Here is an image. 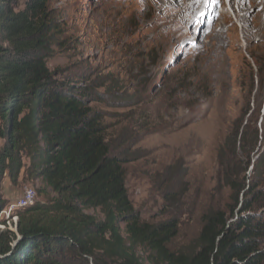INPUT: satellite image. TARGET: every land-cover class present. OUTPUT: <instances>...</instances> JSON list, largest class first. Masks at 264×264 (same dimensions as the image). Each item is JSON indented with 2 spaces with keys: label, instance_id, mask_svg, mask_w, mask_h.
Instances as JSON below:
<instances>
[{
  "label": "rangeland",
  "instance_id": "374dc122",
  "mask_svg": "<svg viewBox=\"0 0 264 264\" xmlns=\"http://www.w3.org/2000/svg\"><path fill=\"white\" fill-rule=\"evenodd\" d=\"M147 2L49 0L60 29L47 62L61 82L87 93V102L103 117L112 150L138 156L125 165L131 201L143 220L179 218L171 244L178 250L198 236L208 209L231 202L230 188L219 181L218 152L238 120L248 124L249 138L253 128L259 130L252 160L264 151V45L259 46L264 40L248 39L231 0L180 23H157L160 27L144 14ZM227 16L229 25L219 31ZM238 154L240 159L242 151ZM169 166L186 170L182 181L166 177ZM243 166L238 162L237 170ZM252 166L247 190L258 185L254 208L264 215V163L257 174ZM26 187H33L36 202L48 200L39 191L42 181L22 177L18 185L4 181L7 206ZM167 190L177 192L175 202L166 201ZM86 212L103 218L98 209Z\"/></svg>",
  "mask_w": 264,
  "mask_h": 264
},
{
  "label": "trees",
  "instance_id": "16d2710c",
  "mask_svg": "<svg viewBox=\"0 0 264 264\" xmlns=\"http://www.w3.org/2000/svg\"><path fill=\"white\" fill-rule=\"evenodd\" d=\"M48 2L0 0V214L8 205L6 179L12 185L22 177L40 180L39 191L48 197L19 211L17 231L0 220V264H264V215L254 208L260 191L246 184L252 163L255 174L264 163V151L251 158L258 128L249 142L241 118L228 134L218 161L231 202L208 209L194 241L173 250L179 218L143 220L131 201L125 165L138 156L113 151L87 93L49 68L60 26ZM238 162L244 164L240 170ZM179 166H169L166 177L182 181L186 170ZM177 197L165 192L168 203Z\"/></svg>",
  "mask_w": 264,
  "mask_h": 264
},
{
  "label": "bare ground",
  "instance_id": "6f19581e",
  "mask_svg": "<svg viewBox=\"0 0 264 264\" xmlns=\"http://www.w3.org/2000/svg\"><path fill=\"white\" fill-rule=\"evenodd\" d=\"M221 2L222 0H218V3ZM147 3L148 4L144 7L145 10L143 9L144 14L151 17V20H153L158 27L161 25L157 23H180L192 15L201 16L207 9H213L214 5L218 4L213 3V0H151V2ZM230 3L241 23L245 25L248 39L252 40L255 35H260L262 40H264V0H231ZM252 12H255L253 18L250 17ZM212 16L213 19L217 18L214 13ZM228 22H230V19L227 16L225 26L217 29L224 32L229 25ZM165 25L167 26V24H164V26ZM234 29L235 27L231 28L230 31ZM237 41L238 36L234 39V42ZM263 45L264 44H261L259 46ZM29 188L32 190L33 198H36V192L33 187ZM35 202L36 200L34 203ZM32 205L33 202H18V204L13 205V209L7 206L2 212L6 214L5 219L14 224L15 231H17L19 223V211H23ZM0 228L3 229L4 227L0 225Z\"/></svg>",
  "mask_w": 264,
  "mask_h": 264
},
{
  "label": "built area",
  "instance_id": "2783aa9c",
  "mask_svg": "<svg viewBox=\"0 0 264 264\" xmlns=\"http://www.w3.org/2000/svg\"><path fill=\"white\" fill-rule=\"evenodd\" d=\"M35 200H36V198H33L31 188L26 187V190H24V193L22 194V196L20 198H18L17 200H15L13 202H9V208L13 209V205L18 204V202H33V205H34Z\"/></svg>",
  "mask_w": 264,
  "mask_h": 264
},
{
  "label": "water",
  "instance_id": "95a60500",
  "mask_svg": "<svg viewBox=\"0 0 264 264\" xmlns=\"http://www.w3.org/2000/svg\"><path fill=\"white\" fill-rule=\"evenodd\" d=\"M20 240H21V237H19V238H18V240H17L16 244H17V243H18Z\"/></svg>",
  "mask_w": 264,
  "mask_h": 264
},
{
  "label": "snow or ice",
  "instance_id": "6c2138e0",
  "mask_svg": "<svg viewBox=\"0 0 264 264\" xmlns=\"http://www.w3.org/2000/svg\"><path fill=\"white\" fill-rule=\"evenodd\" d=\"M213 3H218V0H213Z\"/></svg>",
  "mask_w": 264,
  "mask_h": 264
},
{
  "label": "crops",
  "instance_id": "0c3cea01",
  "mask_svg": "<svg viewBox=\"0 0 264 264\" xmlns=\"http://www.w3.org/2000/svg\"><path fill=\"white\" fill-rule=\"evenodd\" d=\"M6 181H8V179H6Z\"/></svg>",
  "mask_w": 264,
  "mask_h": 264
}]
</instances>
